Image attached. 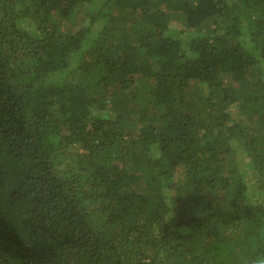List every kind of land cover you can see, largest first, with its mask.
<instances>
[{"label":"trees","instance_id":"trees-1","mask_svg":"<svg viewBox=\"0 0 264 264\" xmlns=\"http://www.w3.org/2000/svg\"><path fill=\"white\" fill-rule=\"evenodd\" d=\"M0 264H264V0H0Z\"/></svg>","mask_w":264,"mask_h":264}]
</instances>
